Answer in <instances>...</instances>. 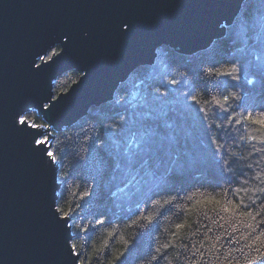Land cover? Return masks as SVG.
<instances>
[{
    "label": "trees",
    "instance_id": "trees-1",
    "mask_svg": "<svg viewBox=\"0 0 264 264\" xmlns=\"http://www.w3.org/2000/svg\"><path fill=\"white\" fill-rule=\"evenodd\" d=\"M58 50L55 45L46 58ZM233 64L240 69L239 80L215 74ZM78 76L75 70L62 73L52 91H65ZM233 92L242 99L230 98L227 111L213 103ZM253 105H264V0H245L224 34L200 51L160 47L154 62L135 69L111 100L71 125L50 130L59 181L56 209L61 215L69 211L71 244L80 257L87 264H156L151 261L156 248L171 243L176 247L166 250L159 264H183L187 254L179 245L191 247L209 226V235H220L218 225L234 221L217 219L210 210L215 205L193 204L201 193L220 199L226 188L256 186L251 177L264 170V153L253 152V145L261 147L258 142L240 137L257 133L246 122L228 121L233 111L239 115ZM23 118L45 125L35 110ZM221 157L230 161L231 171L224 170ZM244 179L250 183L241 185ZM149 215L151 220L144 219ZM186 221L173 238L175 225Z\"/></svg>",
    "mask_w": 264,
    "mask_h": 264
},
{
    "label": "water",
    "instance_id": "water-1",
    "mask_svg": "<svg viewBox=\"0 0 264 264\" xmlns=\"http://www.w3.org/2000/svg\"><path fill=\"white\" fill-rule=\"evenodd\" d=\"M244 1L0 0V264L74 262L69 217L56 209L49 136L35 142L45 129L50 135L111 100L160 47L206 48ZM70 70L78 78L55 95L54 80ZM29 110L42 116L43 130L17 122Z\"/></svg>",
    "mask_w": 264,
    "mask_h": 264
},
{
    "label": "snow or ice",
    "instance_id": "snow-or-ice-1",
    "mask_svg": "<svg viewBox=\"0 0 264 264\" xmlns=\"http://www.w3.org/2000/svg\"><path fill=\"white\" fill-rule=\"evenodd\" d=\"M125 28L128 27L127 24L124 25ZM239 68L236 64L231 65L230 70H219L217 69L215 74L217 76L224 75L230 76L234 80H239ZM236 72V76H232V73ZM175 83V81H172ZM242 99L238 97L235 92L230 95L223 96L222 100H217L213 98V103L219 105L224 109V104L229 101V99ZM192 100L195 101L196 97L193 96ZM239 106V105H238ZM203 111V109H201ZM227 111V109H224ZM235 121L236 124H242L246 122V126L249 128L250 132H255V135H248L246 138L241 136V140L255 141L258 142L261 147L256 148L253 145V152L264 153V105H253L246 108L245 112L237 115L234 111L228 116V121ZM24 118H21V123H24ZM36 127V125H33ZM47 137H45V140ZM45 140H36L37 145H43ZM220 145L216 152L219 154ZM234 156L235 153H232ZM47 156L55 161L56 157L52 151H47ZM221 163L225 171H231L229 168L230 161L223 159L221 157ZM247 169L251 170L252 165L248 164L245 166ZM251 181L256 182L255 187H236V188H226L223 190V195L220 199L212 194L205 195L203 193L199 194V198L195 199L193 207L196 205L208 207L210 205H215L211 207V211L217 213V219L231 220L234 221L230 223L227 227L224 224L218 225L222 230L220 235H209L213 231L212 227H208L203 233V239L198 242L192 243L191 247L188 244L179 245L180 248L184 249L187 254L183 257V264H264V170L255 172V175L251 177ZM250 183L249 179H244L241 181V185H248ZM251 192V196H243L242 194H247ZM231 193V198L229 194ZM195 195V194H194ZM192 199V197H188ZM171 201H165V203H170ZM60 212V209H57ZM220 213L226 215H220ZM207 214V213H205ZM70 215L69 211H62V219ZM146 220H151V215L144 217ZM216 220H212V224H216ZM97 223H102V221H97ZM185 223H177L175 225L176 231L171 235L176 238L181 230L185 227ZM191 228V224L187 225ZM203 227V225H201ZM246 229V231L242 230ZM198 228L196 232L191 233L195 236L199 233ZM112 231L108 232V236H112ZM227 237L225 241L223 238ZM244 241V243H241ZM107 241H105L106 245ZM129 241L125 240L124 244L128 245ZM228 245H233L229 247ZM104 245H102L103 247ZM171 247H176V245L171 243H165L161 247L156 248V255L151 257V261L159 264V261L164 259L167 255L166 250ZM95 249L92 256L95 255ZM69 254L75 257L73 264H87V261L82 259L77 250L75 244L69 245ZM92 256L88 257L91 260ZM114 259H119V255L115 256ZM108 264H113V261H109ZM171 264V262H169Z\"/></svg>",
    "mask_w": 264,
    "mask_h": 264
},
{
    "label": "rangeland",
    "instance_id": "rangeland-1",
    "mask_svg": "<svg viewBox=\"0 0 264 264\" xmlns=\"http://www.w3.org/2000/svg\"><path fill=\"white\" fill-rule=\"evenodd\" d=\"M46 58V57H45ZM21 118H23V116H19L18 119H17V122L20 123L21 122ZM24 121H27V123L29 124H33L34 122H32L31 120H28L26 118H24ZM37 125V124H35ZM39 128H41V130H43L47 125H42V124H39L37 125ZM48 133V135L46 136V134ZM49 136V131L45 129V133L39 138V140H45V137L48 138Z\"/></svg>",
    "mask_w": 264,
    "mask_h": 264
},
{
    "label": "bare ground",
    "instance_id": "bare-ground-1",
    "mask_svg": "<svg viewBox=\"0 0 264 264\" xmlns=\"http://www.w3.org/2000/svg\"><path fill=\"white\" fill-rule=\"evenodd\" d=\"M47 140H49V138Z\"/></svg>",
    "mask_w": 264,
    "mask_h": 264
},
{
    "label": "built area",
    "instance_id": "built-area-1",
    "mask_svg": "<svg viewBox=\"0 0 264 264\" xmlns=\"http://www.w3.org/2000/svg\"><path fill=\"white\" fill-rule=\"evenodd\" d=\"M30 124V123H29ZM34 124V123H33ZM35 125V124H34Z\"/></svg>",
    "mask_w": 264,
    "mask_h": 264
}]
</instances>
